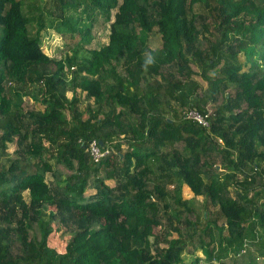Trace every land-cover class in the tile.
Here are the masks:
<instances>
[{"label":"trees","instance_id":"trees-1","mask_svg":"<svg viewBox=\"0 0 264 264\" xmlns=\"http://www.w3.org/2000/svg\"><path fill=\"white\" fill-rule=\"evenodd\" d=\"M260 93L264 0H0V264H260Z\"/></svg>","mask_w":264,"mask_h":264},{"label":"rangeland","instance_id":"rangeland-1","mask_svg":"<svg viewBox=\"0 0 264 264\" xmlns=\"http://www.w3.org/2000/svg\"><path fill=\"white\" fill-rule=\"evenodd\" d=\"M35 1V0H34ZM37 1V0H36ZM45 1V0H44ZM115 11H113L114 14ZM94 34L95 37L93 38L91 44L87 45V48H96L99 49L100 47L104 46L107 44V42L109 41V35H110V29H109V23H105L104 25L97 27L94 29ZM55 42V43H54ZM54 42H52L53 46L60 44V38H57L56 40H54ZM148 44L151 48H159L162 45V39L159 35V33L157 32L156 29L153 30V32L150 34L149 36V40H148ZM48 52H50L51 54H54V57L59 59L61 57H64L66 52L69 50V47H63L61 48L59 51H55L52 52V47L48 46L47 48H45ZM203 84L205 86H207L206 82H203ZM70 94V93H69ZM262 95H264V93H260ZM17 145L16 144H11L9 145L8 151L9 153L15 150V147ZM5 160H7L5 158ZM111 184H114V181H110ZM88 192H93V190H89ZM191 196V193H186L185 197H189ZM188 251H186V253H184L183 258L185 259V262L182 264H190L191 263V256H189ZM199 254H201V256H203L204 252H200ZM230 256H234L235 254H233L232 251H230ZM216 261V260H215ZM240 259H237L236 264H239ZM199 264H209L207 262H205L204 260L200 261ZM260 264H264V258L262 259V261L260 262Z\"/></svg>","mask_w":264,"mask_h":264},{"label":"built area","instance_id":"built-area-1","mask_svg":"<svg viewBox=\"0 0 264 264\" xmlns=\"http://www.w3.org/2000/svg\"><path fill=\"white\" fill-rule=\"evenodd\" d=\"M187 117L195 119L206 126L208 125L207 119L203 116V114L196 110L189 111ZM90 152L95 162H98L100 158L105 155V151L101 149L97 141H93L91 143Z\"/></svg>","mask_w":264,"mask_h":264},{"label":"water","instance_id":"water-1","mask_svg":"<svg viewBox=\"0 0 264 264\" xmlns=\"http://www.w3.org/2000/svg\"><path fill=\"white\" fill-rule=\"evenodd\" d=\"M100 144H101V145H103V142H102V141H100Z\"/></svg>","mask_w":264,"mask_h":264},{"label":"crops","instance_id":"crops-1","mask_svg":"<svg viewBox=\"0 0 264 264\" xmlns=\"http://www.w3.org/2000/svg\"><path fill=\"white\" fill-rule=\"evenodd\" d=\"M108 43V42H107Z\"/></svg>","mask_w":264,"mask_h":264}]
</instances>
